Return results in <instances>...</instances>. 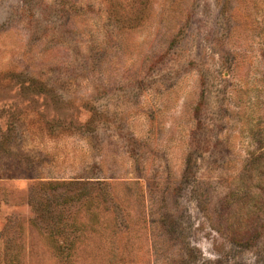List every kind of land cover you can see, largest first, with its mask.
Masks as SVG:
<instances>
[{"label":"rangeland","instance_id":"obj_1","mask_svg":"<svg viewBox=\"0 0 264 264\" xmlns=\"http://www.w3.org/2000/svg\"><path fill=\"white\" fill-rule=\"evenodd\" d=\"M0 264H264V0H0Z\"/></svg>","mask_w":264,"mask_h":264}]
</instances>
